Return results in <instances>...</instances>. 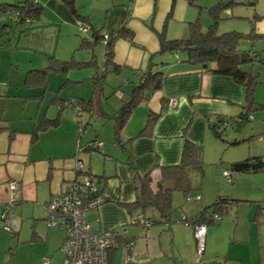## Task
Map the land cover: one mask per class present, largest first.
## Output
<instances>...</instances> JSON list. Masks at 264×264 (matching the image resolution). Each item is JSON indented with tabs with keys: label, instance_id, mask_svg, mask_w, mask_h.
<instances>
[{
	"label": "crops",
	"instance_id": "0c3cea01",
	"mask_svg": "<svg viewBox=\"0 0 264 264\" xmlns=\"http://www.w3.org/2000/svg\"><path fill=\"white\" fill-rule=\"evenodd\" d=\"M72 1L69 0L67 4L61 0H45L42 2V6L40 5V18L25 24V26L19 28L20 30L15 29L13 22L9 17H6L9 22L0 23V41L2 42L0 44V53L3 51L7 52L9 49H13V52L20 49L26 55L33 56L42 53L46 57L47 61L40 60L37 64H32V60H29L30 64L24 70L25 75L29 71H46L45 83H43V79H38L39 83L31 86L32 88L38 87L40 89L38 92L36 91L31 94L33 96H28L34 99H41L43 97L51 81L58 82L59 78L57 75L48 74V72L65 73L47 69L49 56L61 61L74 60L91 63L88 66L74 70L84 68L94 70L91 74L93 84H83V86L90 85L92 90H89L86 94L85 92H79L78 94L72 92L69 98H79L88 101L95 97L97 113L100 108L103 109L100 100L101 95L104 93L102 86L99 88L95 85L96 75L103 71L104 68L105 46L101 36L105 39L107 36L115 35L123 27L132 31V42L126 38H116L113 41L112 61L118 68V71L114 73L112 70H108L106 73L127 76L128 79L125 81L129 83L131 92L132 87L138 84L140 74L146 69L151 59L155 63L154 70L160 71L164 80L160 89L143 100H152V96H154L153 102L155 103L148 110L144 124L141 126L142 128L133 134L127 135L120 131L119 147H115L116 149L103 145L104 147L102 148L104 149L101 154L107 157L108 160L105 158L98 159V167L91 166V156L93 154H88L89 162L86 165L82 162L84 168H87L90 173L103 177L100 188L104 197L108 199V202L103 203L87 214L86 222L89 230L93 233L118 230L120 245L125 242H131L132 264H170L169 262L174 261V251L181 257H183V254L186 255L184 250H182L184 244H186V249L193 250V228L185 225L187 229H184V233L174 229V192L171 194L172 221L169 225L163 223L162 217L155 206L147 207L140 212H133V215L140 214L151 224L148 226L129 224L130 215L119 204L133 202L136 197V189L129 166L132 165L140 176L149 172L148 187L154 193L156 191V182L159 178V167L178 163L183 144L182 140L186 138L196 144L200 141L192 131L188 133V136H185V134L181 133V129L186 130L190 123L189 121L192 119L194 122L190 128H195L196 124H198L200 129L202 126L203 128L206 127L207 122L214 120L216 117H220L221 119H236L244 105L243 87L234 83L229 77L213 74L211 72L214 68L213 63L207 65V67H203L199 64L185 62V55L181 53L157 54L159 50L157 33L164 31L166 38L171 40L188 37L189 23L196 20V5L198 3L195 0H121L118 4L113 0L112 5L108 4V0H81L79 8L77 7L71 11L70 6L72 5ZM45 12L47 13L46 18L50 21L48 24H45V19L42 16ZM77 18L87 20L88 23L86 25L88 26V30L86 32L83 33L78 30L80 28V21ZM4 24L7 25L5 28H3ZM95 32L99 38L98 36H93ZM80 33L82 36L79 35ZM80 37L81 41L86 38L88 41L95 40L96 42H102L103 56L101 64L96 61L97 51L93 49V46V50L91 49V51L85 49L89 51L88 58L86 59L74 58L75 54L71 59H67L63 55V49L66 46V49L73 50V52L78 47L80 48ZM59 38H65L62 50L57 49L55 46ZM2 44L5 46H1ZM9 66L10 71L17 75L23 71L20 68V64L17 61L14 62L11 58L9 59ZM10 71L7 74L8 77L5 78L6 83L10 82ZM25 75L22 81L23 87H26L24 85ZM135 78L136 82L133 80ZM64 81V84L75 83L78 86L81 85L79 84L80 80L77 79L67 78V81ZM60 85L58 84V87ZM16 86L18 87L19 84H16ZM59 89L61 88L56 90L50 89V92L54 94L51 103L56 108L60 106L61 102L66 101V96L63 94L65 89ZM172 97L178 100L176 107L170 109L172 110L170 112H163L167 109V100ZM12 98L16 99V97ZM56 110L57 113L54 117L47 118L45 114H42L39 121L59 116L57 126L67 125L69 129L75 126L68 117H62L61 113L64 110H60V108ZM82 113L89 116V121L96 114L93 113L90 116L87 111H83ZM150 113L160 115L154 123L151 133L142 135L140 131L144 128L148 114ZM37 114L38 111L32 118L34 122ZM112 114H108V118L113 119L111 116L109 117ZM30 118L28 117V119ZM11 121L13 122V120L7 121L8 125L5 129L9 133L13 132L14 136L19 130L16 131L13 128ZM39 121L34 123L33 126L38 124ZM95 138L97 139V136ZM107 150L113 152L116 156H107L105 153ZM70 153L57 154L58 156L54 157L49 156L48 165H52V162H50L52 159L63 158V155L68 156ZM122 155L124 156L123 160L120 158ZM78 159L82 161L81 158ZM120 165H125V168L121 169ZM50 166H48V170H50ZM119 180L122 181V186ZM196 197L198 199L191 202H199V205L195 206L194 209L192 208V212L190 211L187 215L181 212V216L191 219L201 209L208 206L209 202L204 201L203 195H196L194 198ZM260 214H257L255 220H257ZM149 218L154 220H149ZM127 226H131L129 230ZM178 226L180 225L178 224ZM52 228L45 230L36 228L33 230L29 240H24V242H27V245L25 248L26 254L22 255L25 258V262H22L23 264H45V262L46 264H62L63 255L60 251V245L64 236L63 230L60 227H57V229L55 227ZM15 232H17L18 237V231ZM212 233L213 231L209 233L207 229L204 251L207 249V239L209 240ZM208 251L209 253H215V250H212V248H209ZM125 253L123 247L118 246V248L111 252L110 264H121Z\"/></svg>",
	"mask_w": 264,
	"mask_h": 264
},
{
	"label": "rangeland",
	"instance_id": "374dc122",
	"mask_svg": "<svg viewBox=\"0 0 264 264\" xmlns=\"http://www.w3.org/2000/svg\"><path fill=\"white\" fill-rule=\"evenodd\" d=\"M19 1L0 0V3L15 5ZM36 1L42 6V2L45 0ZM195 1L198 3L195 19L198 20L200 28L205 31L210 22L214 21L209 14V8L218 0ZM79 2L81 0H76V3L75 0L72 1L73 9L79 8ZM112 2L113 0H108L109 5H112ZM115 2L118 4L121 0H115ZM250 2H254V5L251 6ZM42 16L45 19V24H48L50 21L46 18L47 13L45 12ZM6 17H0V23L9 22ZM100 20L101 18L99 22ZM216 23V33L218 34L230 31L248 34L252 29L255 32H264L262 31L264 30V0H238L230 8L220 11ZM79 35L82 36L81 33ZM64 39L59 38L57 40L55 45L57 49L62 50ZM59 41H61L60 44ZM1 46L4 47L5 45L2 44ZM102 46V42H96L93 45V49L97 51L96 61L99 64L102 63ZM66 47L63 49V55L67 59L74 57V54V58H88L89 51L78 47L73 52V50H68ZM238 48L241 51L249 52L254 57L257 55V59L255 58L252 64H244L241 69L257 76L258 84L255 87L253 98L260 107L249 113V120L244 124H237L233 120L229 121L227 126L221 127V138L214 137L207 126L204 128L202 126L200 129L199 125L196 124L195 128H190L194 122L193 119L189 121L186 130L181 129V133L185 136H188V133L192 131L199 138L198 145L202 147L203 152V176L200 180L195 174H190L192 189L187 193V197L194 198L196 195H203L204 201L209 202L208 206L219 196L241 200L237 204L235 213L229 210L218 221V224L208 227V232L213 231V233L211 236L209 235V240L207 239V249L203 255L216 254L223 256L225 264H264V210L258 209V206L264 208V171L237 174L232 177L231 181L223 175L224 171H229L230 164L233 162L249 157L264 156V70L260 68L259 63V57H264V40L258 39L251 42L243 39L240 41ZM10 58L20 64L23 71L19 75L10 71ZM29 60H32V64H37L40 60L47 61L42 53L33 56L26 55L20 49L15 52H13V49H9L7 52L0 53V204H3L10 195L7 187L9 181L16 182L17 191L15 192L17 194L14 196L17 204L9 221L11 230L18 231L16 239L11 233L3 229L5 221L0 219V264H23L25 258L22 255L26 254L25 248L27 245L24 240H29L33 230L36 228L53 229L52 227L57 229L56 226L47 224L43 203L47 201L50 195L59 193L67 181L73 179L75 157L81 158L84 165L89 162V152L85 149L87 145L91 144L95 136H97L96 141L102 142L105 147H119L114 140V121L108 118V114L119 110L122 101L130 92L129 83L125 81L128 79L127 76L105 73L102 85L104 93L101 95L100 100L103 109L100 108L99 112L89 121L87 114L82 113V115H79L73 107L67 106L66 102L68 99L76 100V98H69L72 92L74 94L85 92L86 94L89 90H92L90 85L83 86V84H93L91 74L94 70L85 68L80 70L70 69L64 74L48 72V74L57 75L58 82L51 81L43 97L34 99L28 96H33L31 94L38 92L40 89L31 86L26 88L22 85L25 75L24 70L30 64ZM9 71L11 72L10 82L6 83L5 78L8 77ZM67 78L80 80L79 84L81 85L78 86L75 83L64 84L63 81L66 79L64 81L66 82ZM133 80L136 82V78ZM16 84H19V86L17 87ZM58 84L61 85L58 87ZM58 88H64L65 92L63 94L66 96V106L61 115L62 117H68L75 126L71 129L67 125L47 128L39 133V137L35 142H31L28 133L33 130L34 123L40 120L41 115L45 114L47 118L56 115V109H59V106L56 108L52 105L54 94L50 92V89L56 90ZM12 97H16V99ZM152 98L154 99V96ZM153 99L141 102L133 110L121 130L123 134H133L142 128L148 110L155 103ZM37 111V118L34 122L32 118ZM170 111L172 110L167 108L163 112ZM28 117L31 118L28 119ZM10 120H13V122L11 121L13 128L16 131L19 130L13 137H10V133L5 129ZM103 149L100 152H95V155L93 153L91 166L98 167V159L105 158L108 160L107 157L101 154ZM67 152H71L68 155L70 157L63 155V158L52 159L50 161L52 165H48V158ZM105 153L107 156H116L109 150ZM120 158L123 160L124 156L122 155ZM48 166H50V170H48ZM120 167L123 169L125 165H120ZM119 181L122 186V181ZM173 196L174 229L184 233V229H187L188 224L181 222V212L187 215L190 211L192 212V208L194 209L195 206L199 205V202L186 201V195L178 191H174ZM258 212L261 213L260 217L258 216L255 220ZM149 220L154 219L149 218ZM129 227L131 226H127L128 230ZM185 245H183L182 250L186 255L183 254V257H181L174 251V261L169 262L170 264L209 263V261L198 262L195 240H193V250L186 249ZM209 248L215 250V253H209Z\"/></svg>",
	"mask_w": 264,
	"mask_h": 264
},
{
	"label": "trees",
	"instance_id": "16d2710c",
	"mask_svg": "<svg viewBox=\"0 0 264 264\" xmlns=\"http://www.w3.org/2000/svg\"><path fill=\"white\" fill-rule=\"evenodd\" d=\"M64 3L68 4L69 0H61ZM238 0H218L214 5L209 8V14L214 21L210 22L208 28L203 31L200 28L198 20H195L189 23V35L185 39H168L166 38L164 31L157 33L159 41V50L158 55H165L170 53H181L185 55V62L190 64H199L203 67L213 63L214 68L211 72L215 75L229 77L234 83L243 87L244 90V105L242 111L236 119H221L216 117L214 120L207 122L208 130L210 133L216 137L221 138L222 131L221 127L228 125L229 121L236 122L237 124H244L249 120V113L252 110H256L260 105L256 104L254 101L253 95L256 85L258 84L257 76L252 73H248L241 69V66L244 64H252L255 61L253 55L249 52L241 51L238 47L240 41L247 39L251 42L254 40L262 39L264 40V33L255 32L252 29L248 34H242L235 31L216 33V20L220 11L228 9ZM251 6L254 5V2L249 3ZM15 13V16L10 19L15 29H19L25 24L38 20L41 16V6L36 0H20L15 5H9L6 3H0V17L10 15ZM82 23H88L84 18H77ZM7 25L4 24L3 28ZM90 27V26H89ZM91 30V27H90ZM93 36H98L95 32ZM132 31L122 28L117 34L110 35L105 37L101 36L102 41H104L105 54H104V68L103 71L96 75V85L100 88L103 85L104 74L108 70H112L114 73H117L118 68L113 64V41L116 38H126L132 42ZM99 38V36H98ZM96 41H88L86 38L82 39L80 48L87 49L91 51L93 44ZM49 64L47 69L58 71L64 73L70 69L82 68L88 66L89 62H77L74 60L70 61H61L53 57H48ZM260 68L264 70V57H259ZM155 63L150 59L149 64L146 69L140 74L138 79V84L134 85L131 89V92L128 94L127 98L122 101V106L119 110L114 111L111 116L114 119V140L119 145V133L122 130L124 124L126 123L130 113L141 101L147 99L153 92L160 89L164 77L160 71L154 70ZM111 68V69H109ZM39 76V77H37ZM46 71H29L25 75L24 85L26 87L32 86L39 83L38 79H43L45 83ZM45 88V85H44ZM72 105H76L79 108L80 114L83 111L89 112L90 116L93 113H96V98L83 100L76 98V100H67ZM65 102H61L59 108L63 110L65 107ZM73 107V106H71ZM160 114H148L146 124L144 128L140 131V134L147 135L151 133L152 127L156 122ZM59 123V116L53 119H43L38 124H36L30 134V141L35 142L39 133L46 130L50 127H56ZM10 137H13V132H10ZM96 141V138L91 141ZM89 147L86 146V149L89 154L95 152H100L99 149L89 150ZM92 151V152H90ZM202 147L196 143L189 141L188 139H183V144L181 148V153L179 161L175 165L170 166H160L159 167V178L156 182V191L153 193L149 189V172H146L140 176L132 165L129 166V170L132 175V180L136 189V197L133 202L130 203H119L130 215V218H134L136 215H133L134 211H142L147 207L155 206L159 211L163 223L169 225L171 222V194L174 191H178L186 195L191 191V181L190 174H195L200 180L203 176V160H202ZM78 159V157H77ZM80 160V159H78ZM81 161V160H80ZM82 162V161H81ZM73 171L74 177L73 181H81L84 174L92 175L99 179V185L103 181V177L94 175L89 172L87 168H80L79 170L75 169V159H74ZM83 165V164H82ZM228 171V170H227ZM230 173L235 176L237 174H250L264 171V156L262 157H249L241 161L233 162L230 164ZM232 176V177H233ZM231 178H227L231 181ZM68 182V181H67ZM66 182V183H67ZM62 190V189H61ZM101 191V188H100ZM241 200L232 199L228 196H219L216 200L209 206L204 207L200 212L192 217L187 219L186 217L181 220L183 223H188L191 227L196 223H203L208 227L218 224V221L221 220L222 216L227 214L229 210L236 212L237 204ZM108 202V199L104 198V203ZM258 209L264 210L261 206H258ZM259 213V212H258ZM217 214L220 219L214 220L213 215ZM139 215V214H137ZM146 220V219H145ZM148 224H151L146 220ZM12 236L17 237V232L11 231ZM120 246V245H119ZM118 248V247H117ZM115 250V249H114ZM113 252V251H111ZM110 253V258H111ZM201 261L200 259L198 262ZM208 264H225V258L223 260H213L209 261Z\"/></svg>",
	"mask_w": 264,
	"mask_h": 264
},
{
	"label": "built area",
	"instance_id": "2783aa9c",
	"mask_svg": "<svg viewBox=\"0 0 264 264\" xmlns=\"http://www.w3.org/2000/svg\"><path fill=\"white\" fill-rule=\"evenodd\" d=\"M15 13L8 15L10 19ZM81 32H86L88 26L80 21ZM178 100L174 97L167 100V108H175ZM66 105L76 110L80 114L79 108L66 102ZM227 126V125H225ZM89 150L94 148L102 149L103 144L100 141H94L87 145ZM92 152V151H90ZM82 162L75 157V169L82 168ZM223 175L228 179L233 175L230 171H224ZM7 187L10 195L7 200L0 204V219L5 221L3 229L11 232L9 218L13 213L17 204L15 196L17 194V183L9 181ZM104 195L100 191L99 179L92 175H85L81 181H68L59 193L50 195L44 204L46 211V222L50 226H57L63 230V240L60 245V251L63 255L62 264H110V253L120 245V237L118 230H107L93 233L89 230L86 222L87 214L104 203ZM196 198L186 197L187 201H195ZM185 217L182 216L183 220ZM214 220H219L217 214L213 215ZM129 224L148 226L149 224L142 217L136 215L129 218ZM184 223V222H183ZM186 224V223H184ZM188 224V223H187ZM193 237L196 242V250L198 260L204 253V243L207 233V227L203 223H196L192 226ZM120 246L125 250V256L121 260V264H132L131 242H125ZM46 264V262H45Z\"/></svg>",
	"mask_w": 264,
	"mask_h": 264
},
{
	"label": "water",
	"instance_id": "95a60500",
	"mask_svg": "<svg viewBox=\"0 0 264 264\" xmlns=\"http://www.w3.org/2000/svg\"><path fill=\"white\" fill-rule=\"evenodd\" d=\"M70 10L73 11L72 5L70 6ZM200 260L201 261L223 260V256H219L216 254H206V255H202Z\"/></svg>",
	"mask_w": 264,
	"mask_h": 264
}]
</instances>
